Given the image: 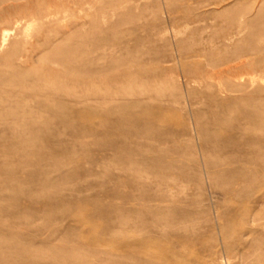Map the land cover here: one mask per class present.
<instances>
[{"label":"rangeland","instance_id":"374dc122","mask_svg":"<svg viewBox=\"0 0 264 264\" xmlns=\"http://www.w3.org/2000/svg\"><path fill=\"white\" fill-rule=\"evenodd\" d=\"M4 30L0 264H264V0H0Z\"/></svg>","mask_w":264,"mask_h":264},{"label":"bare ground","instance_id":"6f19581e","mask_svg":"<svg viewBox=\"0 0 264 264\" xmlns=\"http://www.w3.org/2000/svg\"><path fill=\"white\" fill-rule=\"evenodd\" d=\"M28 4L30 5V3H24L22 5H14V6H8L7 9H14V10H17V9H20V8H23L25 9L26 7H28ZM24 18H21V21H23ZM20 21V20H18ZM8 36H9V33L7 32V30H4L0 33V48H3L4 45L6 44V41L8 40Z\"/></svg>","mask_w":264,"mask_h":264}]
</instances>
